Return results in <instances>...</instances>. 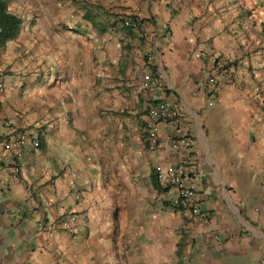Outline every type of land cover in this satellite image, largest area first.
I'll return each instance as SVG.
<instances>
[{
	"label": "crops",
	"instance_id": "1",
	"mask_svg": "<svg viewBox=\"0 0 264 264\" xmlns=\"http://www.w3.org/2000/svg\"><path fill=\"white\" fill-rule=\"evenodd\" d=\"M95 1L117 21L136 9L153 37L106 27L97 6L49 73L26 59L22 21L0 45V139L21 152L15 175L0 147V264H264V0ZM213 60L232 68L217 87ZM146 73L162 83L155 97L183 111L205 223L152 177L179 156L163 123L146 148ZM66 213L72 231L55 224Z\"/></svg>",
	"mask_w": 264,
	"mask_h": 264
},
{
	"label": "built area",
	"instance_id": "2",
	"mask_svg": "<svg viewBox=\"0 0 264 264\" xmlns=\"http://www.w3.org/2000/svg\"><path fill=\"white\" fill-rule=\"evenodd\" d=\"M264 7V2H263ZM136 9H127L124 16H122V24L127 26L133 31L140 34L141 37L152 38V32L147 33L144 24L139 20L135 14ZM162 28L165 25L162 24ZM202 52L196 50L193 52L194 57H200ZM144 62L146 64H151L153 60V55L149 52L145 53ZM216 72L210 74L207 78V83L212 87L219 86L223 80H229L232 72V68L229 64L213 60ZM218 75L221 76L218 77ZM1 77V76H0ZM143 88L151 94L152 101L145 108L146 120L142 127L143 139L148 150H154L159 145L158 137V124L163 123L168 131L166 133V140L168 141L169 148L172 152H178V162L169 165H155L153 168L155 182L158 187L167 189L172 195V202L175 205H181L186 207L189 212L197 217L201 222L205 223L207 221V215L204 213L196 195L195 184L193 180V171L191 169V140L182 127L184 114L182 109L175 103H171L165 99H157L155 97V91L162 88V83L157 76L146 73L143 76ZM2 81L0 78V92L2 91ZM24 142V135L18 134L16 136V145H20ZM10 142L0 139V147L6 151L13 150ZM33 147H38L39 142L37 140L32 141ZM11 153V161L13 163V173L16 175L18 173V166L16 164V159L20 157V150L14 149ZM264 166V164H263ZM65 170L71 175L73 172L68 166H65ZM264 176V169H263ZM74 199H78V194H72ZM76 221V216L73 213H66L61 215L55 224L63 230L72 231L73 225Z\"/></svg>",
	"mask_w": 264,
	"mask_h": 264
},
{
	"label": "rangeland",
	"instance_id": "3",
	"mask_svg": "<svg viewBox=\"0 0 264 264\" xmlns=\"http://www.w3.org/2000/svg\"><path fill=\"white\" fill-rule=\"evenodd\" d=\"M6 2L9 6L13 4V9H17L22 19V37L30 42L29 46L24 48L26 59L34 64L42 63L45 67L43 70L45 74L50 72V66L54 70V64H50L49 60H53V55H56L60 60L61 51L63 52L69 34L75 35L79 31L80 34H83L79 39L84 38L86 31L83 29L81 31L77 30L79 28L76 25L77 22L81 23L78 20L80 19V13L85 10L92 14L97 6L101 7V5H94L95 0H6ZM110 9L101 7V14L103 15H93V17L96 20H101L104 24L107 23L106 27L115 23V27L120 28L117 21L120 18H108V15H112V11H108ZM56 12L63 15L66 12L69 14L70 19L65 18L64 21V18L57 16ZM68 26L72 29L66 30ZM88 31V34H91V30ZM72 48L77 50L78 55H80V47L72 46ZM14 49L16 50L17 46ZM19 57H23L22 51Z\"/></svg>",
	"mask_w": 264,
	"mask_h": 264
},
{
	"label": "trees",
	"instance_id": "4",
	"mask_svg": "<svg viewBox=\"0 0 264 264\" xmlns=\"http://www.w3.org/2000/svg\"><path fill=\"white\" fill-rule=\"evenodd\" d=\"M21 18L6 9L5 0H0V45L8 39L16 36L21 25ZM121 28L127 30V26L122 24V20L118 21ZM153 179L154 174L152 175ZM155 183V182H154Z\"/></svg>",
	"mask_w": 264,
	"mask_h": 264
}]
</instances>
